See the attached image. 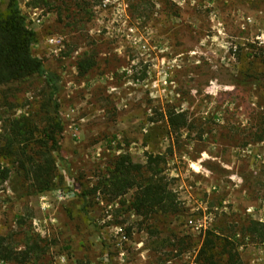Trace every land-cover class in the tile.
Wrapping results in <instances>:
<instances>
[{
	"label": "rangeland",
	"instance_id": "obj_1",
	"mask_svg": "<svg viewBox=\"0 0 264 264\" xmlns=\"http://www.w3.org/2000/svg\"><path fill=\"white\" fill-rule=\"evenodd\" d=\"M19 5L44 74L0 88V133L22 115L62 132L51 190L34 193L14 168L0 180V236L45 240L29 264H201L208 232L217 243L235 233L242 263L264 264V245L241 235L264 224V0ZM81 60L94 62L84 76ZM168 113L187 126L171 130ZM147 154L165 158L175 214L135 215L132 191L81 196L117 156Z\"/></svg>",
	"mask_w": 264,
	"mask_h": 264
},
{
	"label": "trees",
	"instance_id": "obj_2",
	"mask_svg": "<svg viewBox=\"0 0 264 264\" xmlns=\"http://www.w3.org/2000/svg\"><path fill=\"white\" fill-rule=\"evenodd\" d=\"M4 1L5 12L0 14V88L10 89L43 75L44 70L43 61L32 52L36 33L28 27L19 0ZM93 66L94 62L89 60L79 61L78 74L86 75ZM167 123L177 132L187 126V118L184 114L168 113ZM42 129L40 132L35 120L28 115L4 120L0 133L1 181L8 180L14 168L17 174L20 172L28 178L34 193H43L54 187L56 165L53 152L62 127L59 121L48 117ZM165 164L162 155L147 154L143 164L133 163L128 155H119L107 173L98 177L97 182L81 196L102 193L116 200L132 191L129 206L135 215L147 218L175 214L178 202L163 174ZM241 235L264 245V224L249 221ZM217 237L207 233L199 252L201 264H243L234 243L236 234L219 239V243ZM47 248L45 240L30 233L25 234L21 247L14 244L11 235L0 236V264H29L43 256Z\"/></svg>",
	"mask_w": 264,
	"mask_h": 264
},
{
	"label": "built area",
	"instance_id": "obj_3",
	"mask_svg": "<svg viewBox=\"0 0 264 264\" xmlns=\"http://www.w3.org/2000/svg\"><path fill=\"white\" fill-rule=\"evenodd\" d=\"M191 223V222H190ZM122 239H124V238H122Z\"/></svg>",
	"mask_w": 264,
	"mask_h": 264
}]
</instances>
